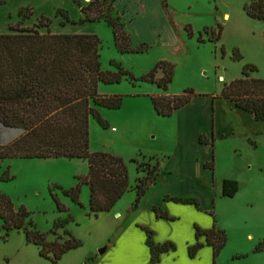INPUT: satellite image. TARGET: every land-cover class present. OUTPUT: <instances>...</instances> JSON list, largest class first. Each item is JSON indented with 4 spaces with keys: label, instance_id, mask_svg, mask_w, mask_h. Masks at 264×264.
I'll return each instance as SVG.
<instances>
[{
    "label": "rangeland",
    "instance_id": "rangeland-1",
    "mask_svg": "<svg viewBox=\"0 0 264 264\" xmlns=\"http://www.w3.org/2000/svg\"><path fill=\"white\" fill-rule=\"evenodd\" d=\"M21 1L0 0L1 28L7 13L5 9L9 11L5 21L7 32L12 31L11 24H16L22 19L18 12ZM92 1L69 0L67 5L76 7L70 9L72 16L76 18L80 12L77 5L82 8ZM246 1L147 0L150 7L148 13L141 11L143 0L115 2L113 12L116 16H121L125 22L126 28L129 29L127 30L132 35L133 46L147 44L149 49L139 52H120L115 44L113 27L104 19L100 20V27L95 33L102 40L103 68L117 70L112 64L116 61L140 80L125 78L120 83H101L102 93L108 96L123 95L124 101L119 108L98 107L109 126L104 127L96 117H91L90 147L95 152H110L122 157L127 164L130 185L133 188L122 196L113 209L96 216L90 209L91 187L88 183L81 182V179L89 173L88 160L0 159V195L8 196L15 210L25 207L29 212L28 220H33L34 225L51 241L68 238L67 231L83 241L80 247L67 252L58 263H54L40 255L36 244L28 242L24 229H13L7 236L3 227L4 220L0 216V264H101L103 262L117 264L116 259L113 258V252L118 251L117 246H109L106 252L100 250L107 249L111 242L118 241V231L126 220L127 211L135 208L134 204L138 196L135 185L138 178H142L139 177L140 174H143L138 171V164L143 163V168L147 170L159 161L161 172L158 180L161 173L169 169L173 155L171 149L176 147L172 135L173 128L169 122L177 117L159 116L153 106L152 96L163 93L183 94L186 90L193 89L195 91L193 98L198 96L216 99L210 110L214 115L220 114L221 107L225 114L230 115V103L222 96L225 84L241 77L246 64L256 66L257 69L251 71L253 77L264 78V21L248 16L244 9ZM34 8V14L25 20L23 26H33L38 22L41 15ZM226 14L229 16L225 17ZM51 18L52 31L62 30L58 21L54 17ZM93 25L73 23L66 29H79L82 30L81 33H90ZM220 26L223 29L221 38L215 40L219 35ZM41 30L46 32L48 28L44 27ZM200 34L205 41H200ZM211 36L214 40H209ZM235 51H238L242 57L236 58ZM162 60L170 61L175 67L174 79L167 90L161 88L157 82L142 79ZM161 71L156 72L157 78H160ZM225 121L228 126L225 127L223 134L216 135L217 172L220 177L237 180L243 190L248 192L252 173L248 168L249 164L258 162L264 165V133H256V131L264 132V123L249 124L250 122L244 120L248 123L244 129L248 132L254 130V140L259 144V148L254 149V144L245 137L246 132L243 127L236 125L230 118ZM233 131L236 132L235 135L232 134ZM14 138H16L14 130L0 123V141L6 144ZM160 182H162L161 186H167L164 180ZM79 184H81L82 204L64 193L65 189L77 187ZM211 185L221 197L217 180ZM150 189L151 187L148 191ZM222 198L226 197L222 196ZM198 201L203 205L201 199L198 198ZM60 204L64 206L63 209H60ZM217 205L219 209L222 206L220 202ZM118 213L121 215L118 216ZM238 218L243 220L244 215L238 214ZM234 219L236 220L234 217L228 219L232 225H235ZM28 226L30 227L29 224ZM236 226L237 229L233 231L234 241L232 243L230 241L229 246L231 244L235 247L240 246L238 242L242 234L252 230L245 223H238ZM252 233L255 236L260 235L257 230H253ZM257 263L264 264V261L258 260ZM213 264H220L218 258L216 262L214 258Z\"/></svg>",
    "mask_w": 264,
    "mask_h": 264
},
{
    "label": "trees",
    "instance_id": "trees-1",
    "mask_svg": "<svg viewBox=\"0 0 264 264\" xmlns=\"http://www.w3.org/2000/svg\"><path fill=\"white\" fill-rule=\"evenodd\" d=\"M117 0H93L83 6L86 14L80 22L104 19L113 27L115 44L120 52H139L149 49L143 44L134 47L132 35L127 30L121 16L113 12ZM79 4L80 1H78ZM244 9L249 17L264 21V0H247ZM34 14L33 6H22L19 15L22 19L11 24V32L0 33V123L8 128H20L24 131L10 142L0 141V159L14 158H82L89 162V173L81 179L91 187L90 209L96 216L110 211L122 196L130 189V175L126 162L120 156L110 152L91 150V117L94 116L104 126L108 121L103 118L98 107L119 108L123 105V95H103L99 91L101 83H120L125 78L140 80L121 63L113 61L117 70H105L102 63V40L97 33H56L51 29L53 19L42 15L33 26H23L26 19ZM68 21L69 12L59 8L58 15ZM47 27L43 32L41 29ZM220 26L219 40L222 35ZM200 41L202 39L200 34ZM209 40H214L211 36ZM236 58L242 57L238 51ZM256 66L246 64L242 76L226 83L222 96L231 100L239 108L264 119V78L253 77L251 71ZM162 70L163 75L156 77ZM175 75L174 64L160 61L156 67L142 79L157 82L167 90ZM195 91L186 90L183 94H161L152 96L155 109L160 115L171 116L188 104ZM203 142H207L204 136ZM214 168V162L209 164ZM143 173L138 178L135 189L139 206L143 196L161 172L158 161L152 168L145 170L144 164H138ZM145 175V176H144ZM239 191L236 180H224L223 195L233 197ZM64 193L75 201L80 200L81 184ZM177 201L192 202L200 206L195 199L174 198ZM61 206L60 209H63ZM158 217L174 219L160 207H155ZM214 214V212L212 211ZM0 216L7 236L13 229H24L27 240L38 246L40 255L58 263L72 249L78 248L83 241L67 231L68 238L49 240L44 232L29 221V212L25 207L15 210L12 200L0 195ZM30 225V227L28 226ZM148 244L151 247V264L160 260L161 253L174 248L167 242L163 245L154 241V232L146 228ZM207 237L206 243L214 247L215 262L228 242V234L215 222L213 228L204 230L197 226V238ZM1 237V234H0ZM205 243L198 242L190 246V255L195 256Z\"/></svg>",
    "mask_w": 264,
    "mask_h": 264
},
{
    "label": "crops",
    "instance_id": "crops-1",
    "mask_svg": "<svg viewBox=\"0 0 264 264\" xmlns=\"http://www.w3.org/2000/svg\"><path fill=\"white\" fill-rule=\"evenodd\" d=\"M67 1L69 0H22L19 6L21 8L24 5H33L39 15L54 17L62 27V30L56 31V33H81L82 30L79 29H66L68 25L73 23L94 24L90 33L98 32L100 20L80 22L86 14L81 6L77 5L80 12L74 18L70 9L73 7L76 9V7L67 5ZM59 8L69 10L71 19L77 22L68 21L63 15H58ZM149 9L147 0H143L141 11L148 13ZM5 10L7 13L5 20H3V27L0 26V33L7 32L5 21L9 11ZM162 75L163 72L161 71L159 77ZM100 85V93L106 95L102 93L103 90ZM215 100L211 97L195 96L188 104L171 115L177 117V119L173 118L174 120L169 122L173 128L172 135L176 144V147L171 149L173 150L171 165L167 171L161 173L157 182L151 185V189L143 196L139 206L127 211L126 220L123 221L124 223L118 231V241L111 242L107 246L106 251L109 250V246L118 247V251L113 252V258L116 259L117 264H151L152 252L147 241L146 228L154 232L155 243L163 245L171 242L175 246L169 251L161 253L160 260L153 264H213L214 247L206 243L207 237L205 235L200 239L197 238V226L209 230L213 228L215 222L228 234L227 245L218 257L220 264H258V260L264 261V165L255 161V163H250L248 168L252 173L250 174L249 183L251 187L249 191L245 192L239 184V191L236 195L228 197L223 195L224 180L235 179L220 177L217 172L218 162L216 161V140L218 139L216 135L223 134L225 127L228 126L225 123L227 118L235 121V124L243 127V129L248 124L247 121L250 122L249 124L260 125V123H264V119L258 120L253 113L237 107L229 99L227 100L230 103L231 114H225L221 107L220 114L216 116L212 111L210 112ZM157 114L163 116L158 112ZM113 129L116 130V128ZM244 132H246L247 140L254 144V149H258L259 144L253 137L254 130L248 132L244 129ZM256 133L262 134L264 132L256 131ZM232 134L235 135L236 132L233 131ZM203 136L209 140L208 143L202 141ZM211 162H214V168L209 166ZM142 176L143 174H140L139 177ZM160 180H164L167 186H161ZM215 180H217V186L221 190L220 193L226 198L221 199L222 196L218 195L217 190L212 189L213 185L211 184H214ZM174 198L195 199L197 201L199 198L203 205L197 206L195 203L177 201ZM219 202L222 204L220 209L217 205ZM155 207L167 211L174 219L158 217ZM212 211L214 214L211 213ZM238 214L244 215V219H239ZM120 215L121 213H118V216ZM231 217L232 219L233 217L236 218V220L234 219L235 225L229 222L228 219ZM238 223H245L252 230L242 234L241 240L238 242L241 247L238 245L235 247L233 244L229 246L230 241L231 243L234 241L233 231L237 229ZM253 230H257L260 235L255 236L252 233ZM198 240L205 244L195 256H191L190 246L196 244ZM246 258H248L246 261H240ZM101 264H110V262Z\"/></svg>",
    "mask_w": 264,
    "mask_h": 264
},
{
    "label": "water",
    "instance_id": "water-1",
    "mask_svg": "<svg viewBox=\"0 0 264 264\" xmlns=\"http://www.w3.org/2000/svg\"><path fill=\"white\" fill-rule=\"evenodd\" d=\"M12 130H14L15 132V137L19 136L24 130L20 129V128H12ZM106 250V248H103L100 250V252H104Z\"/></svg>",
    "mask_w": 264,
    "mask_h": 264
}]
</instances>
